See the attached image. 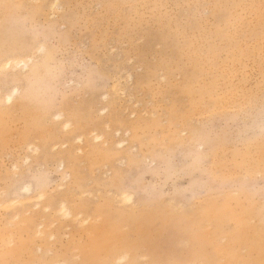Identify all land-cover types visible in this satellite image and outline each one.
<instances>
[{
    "label": "rangeland",
    "instance_id": "rangeland-1",
    "mask_svg": "<svg viewBox=\"0 0 264 264\" xmlns=\"http://www.w3.org/2000/svg\"><path fill=\"white\" fill-rule=\"evenodd\" d=\"M113 262L264 264V0H0V264Z\"/></svg>",
    "mask_w": 264,
    "mask_h": 264
},
{
    "label": "bare ground",
    "instance_id": "bare-ground-1",
    "mask_svg": "<svg viewBox=\"0 0 264 264\" xmlns=\"http://www.w3.org/2000/svg\"><path fill=\"white\" fill-rule=\"evenodd\" d=\"M56 2H58V1H56ZM56 2L53 3V7L56 6V4H57ZM51 4H52V3H51ZM51 7H52V6H51ZM52 9H55V8H52ZM13 58H14V57H13ZM18 60H20V59H18ZM9 61L11 62V61H14V60L11 59V60H9ZM9 61H7V62H9ZM7 62H6V64H7ZM10 62H9V63H10ZM15 62H16V60H15ZM22 62H23V61H22ZM29 62H30V61H29ZM9 63H8V64H9ZM11 63H12L11 65H13V62H11ZM14 64L17 65V62L14 63ZM27 64H28V63H27ZM11 65H10V66H11ZM21 65H22V64H21ZM8 66H9V65H8ZM18 66H19V63H18ZM15 67H16V66H15ZM25 68H26V66H25ZM3 69H4V67H3ZM123 91H124V90H123ZM11 96H12V95H11ZM97 136H99V135H97ZM82 138H83V137H82ZM96 139L99 140V137H97ZM42 195H43V194H42ZM124 197H125L124 199H125L126 201H131V198H130L129 196H124ZM62 208H63L62 210H63V212H64L66 209L64 210V207H63V206H62ZM66 212H68V211L66 210ZM69 214H70V213H68V215H69ZM85 223H87V222H84V224H85ZM90 224H91V223H90ZM198 228H199V227H198ZM91 230H92V229H91ZM39 231H40V230H39ZM99 231H100V230H99ZM100 232H101V231H100ZM42 233H43V232H42ZM91 234H93V233H91ZM100 235H101V234H100ZM12 241H14V239H12V237H11L10 242H12ZM15 241H16V240H15ZM100 241H101V240H100ZM8 242H9V241H8ZM10 242H9V243H10ZM4 243H5V242H4ZM9 243H7V244L9 245ZM14 243H15V242H14ZM10 244H11V247H12V248H14V247H13L14 245H18L17 243H16V244L10 243ZM8 245H7V246H8ZM12 245H13V246H12ZM8 247L10 248V246H8ZM8 247H6V245H5V248H6V249H4V250H5V251H6V250H7V251L10 250V251H11L10 254H12V252H13V251H12V248L9 249ZM18 247H19V246H18ZM7 248H8V249H7ZM16 250H17V248H16L14 251H16ZM7 251H6V252H7ZM10 251H9V252H10ZM101 251H102V250H101ZM20 254H21V253H20ZM20 254H19V255H20ZM80 254H81V253H80ZM80 254H79V255H80ZM104 254H105V253H104ZM12 256L15 257L14 255H12ZM12 256H11V259H13ZM21 256H22V255H21ZM84 256H85V255H84ZM89 256H90L91 261L93 260V262H94L95 259H96V256H97V255H96V254L89 253V255H87V257L89 258ZM145 256H146V255H145ZM107 257H108V256H107ZM15 258H16V260H17V262H18L19 259H17V258H18L17 255H16ZM126 258H127V257H126V255H125V257H124V256H123V257H119V258L116 259V261H114V260H113V261L116 262V263H120V262H123V260H125ZM22 261H23V260H22ZM88 261H89V260H88ZM126 261H127V259H126ZM1 262H2V261H1ZM25 262H26V261H24L23 263H25ZM114 262H113V264H114ZM18 263H22L21 260H20V262H18ZM59 264H65V263H59ZM193 264H196V263H193Z\"/></svg>",
    "mask_w": 264,
    "mask_h": 264
}]
</instances>
